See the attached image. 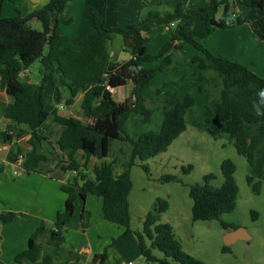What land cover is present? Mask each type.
<instances>
[{"label":"trees","instance_id":"1","mask_svg":"<svg viewBox=\"0 0 264 264\" xmlns=\"http://www.w3.org/2000/svg\"><path fill=\"white\" fill-rule=\"evenodd\" d=\"M5 1L0 0V75H7V94L11 101L6 107L5 117L13 123L6 128L3 140L5 143L16 142L25 132L22 128L25 126L32 137V149L23 163L24 170L27 173H49L57 158H51V153L43 150L42 146L47 141V122L53 117L63 128L53 152L58 153V158L60 153L67 158L61 162L63 171L76 174L73 181L62 186L67 198L64 210L58 214L50 232L51 243L41 242L39 228L30 237L27 249L15 257V264H53L56 243L64 240L66 227L75 213V201L78 198L85 200L87 195L103 199L106 222L123 228V235L133 232L129 204L133 188L131 170L136 160L147 161L168 150L186 131L187 111L195 105L191 92L184 100L179 99V88L167 93L158 92V100H148L142 92L157 71H165L169 67L177 69V56L168 55V52L178 40L193 45L202 55L190 62L199 75L197 81L207 78L205 71L211 70L216 74V81H209L211 89L200 86V91L209 92L212 97L213 88L216 89L214 82L221 86L220 103L216 104L214 111L209 107L205 110L207 124L204 128L216 137L230 136L237 152L247 159L250 168L254 167L257 150L264 142V78L239 62L212 54L197 40L204 35L186 31L181 23L186 20L203 21L205 36L218 29L246 23L264 45V0H240L248 9L244 17L233 15L230 0H206L196 9L182 4L169 11L154 8L142 15L136 25L125 29L106 28L107 0H99L102 9L94 13L93 32L88 38H67L61 34V23L74 0H50L43 8L25 17L17 9L18 15L8 18L2 16ZM221 9L222 15L218 17ZM34 19L41 23L42 31L29 26ZM172 25L177 28L170 41L158 54H149L146 44L153 30ZM116 34L123 37V48L132 55L128 61H114L111 56V43ZM37 61L41 63L40 86L21 78V74ZM155 62H160L157 69L143 66ZM49 82L58 91L62 88L70 90L67 106H72L76 97L83 94L81 118H65L53 107L47 109L44 89ZM129 84L132 85V94L124 102L115 101L106 89L110 86L116 90ZM134 118L136 127L155 128L130 135L128 123ZM249 125L258 126L255 134L248 130ZM113 141H125L131 146L132 156L124 171L116 176L114 162H105L90 169L88 159L108 158ZM83 158L85 163L81 162ZM142 169L150 174L147 165H142ZM192 170L193 165H189L182 172L187 175ZM221 172L224 183L219 188L210 184L215 179L214 175L206 176L204 184L190 187L192 215L194 222L219 221L222 228L230 232L238 227L224 222L221 217L236 207L235 163L230 159L224 160ZM160 181L183 183L176 175H165ZM248 184L256 194L260 193V182L254 183L253 178L248 177ZM168 209L169 203L158 199L144 221L142 233H136L145 260L148 264H206L185 252L174 237L172 226L161 222L162 214ZM251 215L254 220L258 218L256 212ZM15 218L16 214L12 212L0 215L3 223H10ZM147 240L151 241L150 247ZM153 250H158L163 258L157 257ZM230 251V246L223 247L224 253ZM105 260L106 254L100 257L99 264H104Z\"/></svg>","mask_w":264,"mask_h":264},{"label":"rangeland","instance_id":"2","mask_svg":"<svg viewBox=\"0 0 264 264\" xmlns=\"http://www.w3.org/2000/svg\"><path fill=\"white\" fill-rule=\"evenodd\" d=\"M7 1L4 5L3 15L11 17L12 14H14V16H16L17 12L15 9L19 8V2L14 1L17 4L14 9L12 3ZM205 1L206 0H107L105 6L106 27L125 29L131 25H136L140 19L138 16L144 15L150 9V7L146 6L147 3L157 4L159 10H169L168 7H164L169 3H172L175 8H177L179 4H182L186 8L195 9L201 6ZM230 3L232 7L233 5L236 6L234 10H236L241 17L248 14L247 7L242 5L240 0H230ZM41 4V1L37 2L32 0V2L27 3L25 0H21L22 16L25 17L30 14L31 11L41 8L43 6ZM97 7L100 8L99 10L102 9V4L99 0H74L71 2L67 8V13L68 17L73 16V21L63 23L61 25V33L69 37H90L93 32L94 12L99 11L98 9L96 10ZM137 9L141 11V15H138ZM221 14L222 12L220 11L218 17H220ZM181 25L186 31H193L198 35H204L203 38L197 37V40L207 50L211 48L215 50V52H218V50H220L218 45L221 42H230L235 39L231 36L230 32H228L229 34L223 32V29L215 30L210 36H205L206 33H199V31L190 29V26L192 27L193 25H202L205 27V23L200 20H186L183 21ZM29 26L34 30L42 31L41 23L36 19L29 22ZM176 28L177 27H172V31L176 30ZM184 45L189 50L188 56H193L194 53L196 56H202L193 45ZM181 52L187 54V51L186 53L185 51ZM47 53L48 47L45 48V54ZM179 59L180 56L178 55V62ZM40 68L41 64L39 61L31 66V80L38 84L37 86H40ZM177 68H181V71L189 70V72L193 74L194 82L197 81L199 75L195 73L194 68L189 64L181 63ZM190 73L189 75H191ZM204 75L208 79L205 77L206 79L201 81L198 80L197 83L200 82L199 85H205V88L208 86L206 89L210 90V85H208L209 81L211 79L216 81V74L208 70L204 72ZM4 76L6 77L7 75L4 74ZM158 83L159 82H156V84ZM214 83L216 89L213 88L212 91L211 100L213 106L209 107L211 111L221 98V86L219 84L218 87V84L216 82ZM52 87L56 89L54 85ZM45 92L50 93V88H47ZM146 92V97L149 98V96H154L151 89ZM191 93L195 100V106L187 112L186 118L189 123L187 130L171 144L166 152L150 158L147 161L137 160L136 165L131 170L133 188L129 196V204L131 228L133 232L129 233L130 235L126 236L123 241H117V243H122L127 251L122 252L120 248L118 251L123 257H126L128 261L131 260L133 262L132 264L142 263L143 260L141 259L142 255L140 250L138 254L136 253L134 255L135 252L132 249V243H136V245L139 244L136 233H142L144 221L157 200L164 199L169 203L170 208L162 215L161 222L169 223L172 226L184 251L194 258L206 264H264V142L257 150L254 167L250 168L247 159L237 152L230 136L221 135V137H216L206 129L202 130L192 125L191 114L194 115L195 122L205 123L207 119L205 114L207 107L205 106H209L211 101L209 93H200L198 90L197 92L193 91ZM128 95H130V87L125 86L117 89L113 98L117 102H122ZM152 98L151 100H153ZM3 106L4 105L0 103V118L3 117L5 113V107ZM134 121L135 118L131 119L128 123V132L130 135L147 129L153 130L155 128L154 126H148L147 129L144 128V126L136 127ZM12 123L11 121V124ZM56 125L58 127V124ZM257 127V125H249L248 130L252 134H255L257 132ZM22 128L25 129V132L21 133V138L27 136L28 139H26V141L31 145L30 141L32 137L30 136V132L25 126ZM56 134H58V131L52 132L51 138H55ZM3 136L4 133H0V172L2 171L1 168L6 170L10 167V169H12L11 171H18L16 168L18 151L20 148L21 151L25 153V150L23 147L18 148L14 142L5 143ZM46 148L51 153V158H57L56 163L63 165L61 162L67 161V158L61 155V153L58 158V153L53 152L55 148L53 142L46 144ZM131 152L132 149L129 143L125 141H116L112 146L110 156L106 158L105 161L114 162L117 167H120L122 165L121 163H123L124 168L128 160H130ZM226 159L232 160L236 165L234 177L238 187V197L235 210L223 215L221 219L234 227L244 228L250 236L249 241H238L231 245L230 253L222 252L224 245L223 239L228 232L222 228L219 221H193V200L190 197V187L196 184H204V178L206 176H215V179L210 181L213 187L219 188L223 185L224 178L221 172V165ZM81 162L85 163L86 160L83 158ZM87 163L88 166L93 167L99 164L100 160L97 158H89ZM142 165H147L149 167V175L142 169ZM189 165H193V170L187 175L183 174V168ZM19 169H21L23 175H26L23 167ZM74 175L76 174L72 173L67 177L66 184H68L69 181H73ZM165 175H176L182 179L183 183L161 182V177ZM248 177L253 178L254 183H261L259 194H256L248 184ZM88 197L89 210H93L92 212L94 215H98L99 205H97V203H99V200L91 195ZM79 207H81V205H79ZM252 212L258 214L256 220L252 218ZM78 217L73 221L74 228H71L70 234L68 235V242H76L80 238L87 239V237H81L79 230L76 228L79 222ZM97 219L98 218H95V228L89 232V238L92 243H102L98 242V234H104V238H109L110 233L113 231L112 229H118L117 225L112 224V226L109 224L111 230L105 229L98 224ZM118 239L119 238L115 237L114 240ZM117 257H119V255H117Z\"/></svg>","mask_w":264,"mask_h":264},{"label":"crops","instance_id":"3","mask_svg":"<svg viewBox=\"0 0 264 264\" xmlns=\"http://www.w3.org/2000/svg\"><path fill=\"white\" fill-rule=\"evenodd\" d=\"M8 1L12 3L14 9L17 6L16 2L14 1L19 2V8H16L15 10L19 9L20 15L22 16L21 0H8ZM25 1L27 3L32 2V0H25ZM35 1L37 2L41 1L42 3L41 5H43L41 8H43L46 4L50 2V0H35ZM4 5H3L2 16L8 18L10 16L3 15ZM146 6L150 7V9H154V8L159 9L157 4L154 3H149V4L147 3ZM164 7H168L169 10L175 9V6L172 3H169ZM235 8L236 6L233 5L232 7L233 15L240 16V14L236 12V10H234ZM39 9H36L35 11ZM97 9L99 10L100 8L97 7L96 10ZM139 9H137L138 11L137 13L138 15H141V11ZM169 10H162V11H169ZM35 11H31L30 14ZM220 11L222 12V9ZM17 15L18 13H16V16ZM65 16L66 17L63 23H69L73 21V16L68 17L67 11ZM11 17H15L14 14H12ZM138 17L140 18L141 16ZM63 23H61V25ZM172 27H174V25H172L171 27H163L153 30V32L150 35L149 42L146 44V49L149 54L151 55L158 54L161 51V49L170 41L173 33ZM190 29L199 31V33H206L205 32L206 25L205 27H203L202 25H193L192 27L190 26ZM223 30H224L223 32L226 33L230 32L231 36L235 38L233 39L234 41L221 42L218 45V48H220L218 52H215V50L211 48H209V51H211L213 54H216V56L219 55V57L223 59L224 58L227 59L228 61L239 62L242 65L248 67L252 72H254L259 77L264 78V45L255 36V34H253V31L251 30L249 25L244 23L239 26L223 29ZM64 37L73 38L75 36L72 37L64 36ZM184 44H189V43L183 40H178L175 43V45L172 47V49L168 52V55H172V56L179 55L180 59L178 64L182 63V64L190 65L191 60L197 56L195 55V53L193 54V56H188L189 50ZM181 51H185V53L187 51V54H183L184 52ZM122 52H128V51H126L123 48V37L119 34H116L113 37L111 43V56L113 60L121 62L120 58L124 56L122 55ZM128 53L131 55L130 52ZM130 58H132V55ZM159 65L160 62L143 64V66L147 69H157ZM189 73H190L189 70L181 71V68L174 69L173 67H169L165 71H157L153 76L149 85L143 89L142 91L143 95L145 96V94L147 93L146 91L151 89L154 96H149V98L146 96L145 97L148 100H151L152 97H153L152 99L158 100L159 98L157 96L158 92L167 93L173 91L176 88H179L178 97L180 100H184L189 92H193V91L197 92L198 90L200 93H203L200 91L199 87L200 86L205 87V85H199L200 82L197 83V81L194 82V78L192 76L193 74L190 73L191 75H189ZM4 74L0 75V103L4 105L3 107H5L6 110V107L10 103L11 99L7 94V76L5 77ZM39 77L41 82L40 72H39ZM21 78L27 80L29 83L38 85L34 83L33 80H31L32 79L31 67L21 74ZM156 82L159 83L156 84ZM52 86L53 84L49 82L44 89V94L48 100L47 109H49V107H53L58 111V114L60 116L65 118H70V117L81 118V113H82L81 105L83 101V94L80 93L76 97L75 103L72 106H67L66 100L70 97V90L68 88H62L58 91L55 88L53 89ZM127 86L130 87V95H128L126 99L131 97L132 94V85L129 84ZM47 88H50V93L45 92ZM116 92L117 89L114 90L113 93H111L112 96ZM59 98L60 100H58ZM210 101L211 102L209 106L206 105L205 107L213 106L211 96H210ZM217 103H220V100H218ZM79 106H80V116H79ZM214 110L215 108L213 107L212 111ZM191 115L190 117L192 120V125L199 129L204 130L205 129L204 125L207 124V119L205 123L204 122L197 123L194 121V115L192 116ZM10 124H11V120L6 119L4 113L3 117L0 118V133L1 134L5 133L6 128ZM56 124L58 123L54 121L53 117H51L47 122V131L45 133L47 137V141H45L42 146L43 150L45 151H48V149L46 148V144L48 143L53 142L55 148L57 147L56 143L63 131V128L59 124L57 127ZM188 125L189 123L186 118V127H188ZM55 131H58V134L55 135V138H51L52 132L54 133ZM26 139H28L27 136L22 137L18 141L14 142L18 146V148L23 147L25 150V153H23L19 148L20 153L16 159V168L18 169V171H11L12 169H10L11 168L10 167L9 169L6 170L1 168L2 171L0 172V215H5L10 212L16 214V218L10 223H3L0 220V264H15L14 263L15 257L27 249L28 241L30 237L39 228H41V235H40L41 242L51 243L50 232L54 228L58 214L64 210L65 202L67 198V195L62 191V186L66 185L67 177L72 174L71 172L63 171L61 168L62 165L55 163L50 166L49 173L38 174V173H27L25 171L26 175H23L21 169L19 168L23 167L25 158L29 153V151L32 149V146L27 143ZM114 142L116 141H113L111 143L110 154L112 152V146ZM119 142H124V141H119ZM131 156H132V152H131ZM105 162H107L105 161V159L100 160V163L96 165H101ZM121 164L122 165L120 167H117L115 163L113 165L114 174L116 176L120 175L125 169V167L123 168V163ZM96 165H94L93 167L90 166L89 167L92 169ZM88 196L90 195H87L85 200L78 198L75 201V213L72 221L66 227V232L64 233V240L62 242L56 243L53 254V264H99L100 257L104 254H106V260L104 264L133 263L131 260L128 261L127 258L123 257L121 253L118 251L119 248L122 252L127 251L125 246L122 245V243H117V242L113 243L115 237L119 238L118 239L119 242L121 240L123 241L126 238V236L130 235V234L123 235L124 232L123 228L117 226L118 229H112L113 231L110 233L109 238H104V234H98V242H102V243H92L90 241L89 232H91V230L95 228V218H98L97 220L100 226L108 230H111L110 229L111 227H109V224L111 225V223L106 222L103 218V199L91 195L99 200V203H97V205H99V213L98 215H94V213L92 212L93 210H89L88 208V201H89ZM79 205H81V207H79ZM77 217L79 221L78 223L80 224L77 223L76 228L79 230V234L81 235V237L84 238L87 237V239L85 240L83 238H80L76 242H68V235L70 234L71 228L73 227L74 224L73 221ZM173 233H174V237L180 242V240L177 238L174 232V229H173ZM147 244L150 247L151 241L147 240ZM132 246H133L132 249L135 252L134 255L136 253L138 254L139 253L138 251L140 250L139 244L136 245V243H132ZM224 246L225 245H223V247ZM153 253L159 258H163V255L158 250H153ZM117 255H119V257H117ZM141 259L143 260L141 264H148V262L145 260L143 255L141 256ZM154 264H159V263H154Z\"/></svg>","mask_w":264,"mask_h":264},{"label":"water","instance_id":"4","mask_svg":"<svg viewBox=\"0 0 264 264\" xmlns=\"http://www.w3.org/2000/svg\"><path fill=\"white\" fill-rule=\"evenodd\" d=\"M122 55H124L122 58H120V61H128L131 55L128 52H122ZM250 236L248 235L247 231L244 228H238L236 230L230 231L226 233L224 236L223 242L225 246H231L235 244L238 241H249Z\"/></svg>","mask_w":264,"mask_h":264},{"label":"built area","instance_id":"5","mask_svg":"<svg viewBox=\"0 0 264 264\" xmlns=\"http://www.w3.org/2000/svg\"><path fill=\"white\" fill-rule=\"evenodd\" d=\"M106 89H107L108 91H110L111 93L114 92V89H112L110 86H107ZM130 264H132V263H130Z\"/></svg>","mask_w":264,"mask_h":264}]
</instances>
